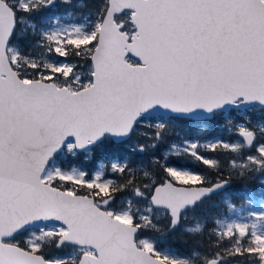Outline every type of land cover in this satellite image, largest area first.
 I'll list each match as a JSON object with an SVG mask.
<instances>
[{
	"label": "snow or ice",
	"instance_id": "snow-or-ice-1",
	"mask_svg": "<svg viewBox=\"0 0 264 264\" xmlns=\"http://www.w3.org/2000/svg\"><path fill=\"white\" fill-rule=\"evenodd\" d=\"M250 113L264 0H0V264H264Z\"/></svg>",
	"mask_w": 264,
	"mask_h": 264
},
{
	"label": "trees",
	"instance_id": "trees-1",
	"mask_svg": "<svg viewBox=\"0 0 264 264\" xmlns=\"http://www.w3.org/2000/svg\"><path fill=\"white\" fill-rule=\"evenodd\" d=\"M256 113H250L249 114V118L254 116ZM233 121L235 123H242L244 122L243 120H238L235 116L232 117ZM227 124V119L225 117H221L220 119V123L217 125H212V126H206L207 128V134H208V138H212V137H216V138H222L225 139V131L227 130V128L225 127ZM145 128V127H144ZM147 128V127H146ZM137 138V137H134ZM100 163L99 161H96L95 163L93 162H86V163H81V161H77L78 166L84 167L86 170L92 171L94 170L95 167H97V164ZM236 184H239L240 182H235ZM257 190L258 186H257ZM234 199L237 202V206L239 205V198L238 197H234ZM207 210V207L205 206L202 209H198L196 212V216L201 215L203 212H205ZM186 238L184 236H179V235H171L168 237V243L175 248L178 252H182V253H187L190 251V247L184 243V240Z\"/></svg>",
	"mask_w": 264,
	"mask_h": 264
},
{
	"label": "rangeland",
	"instance_id": "rangeland-1",
	"mask_svg": "<svg viewBox=\"0 0 264 264\" xmlns=\"http://www.w3.org/2000/svg\"><path fill=\"white\" fill-rule=\"evenodd\" d=\"M250 119H251V125L250 126L264 125V118H261L260 115H259V113H256L254 116L250 117ZM140 131L147 132L150 135L153 130L152 129H148V128L145 127V128H142ZM186 135H188V134L185 131H183L180 128H176V129L172 130V132L169 134L168 140L170 142H172V141H179L181 138L185 137ZM191 135L192 136L199 135V136H204V137H207L208 138L207 129L203 133H201L199 129H195V130H193V132L191 133ZM224 137H225L226 140H231V141H236V140L240 139L239 137H237L235 135L234 132H229L228 130L225 131V136ZM136 140H140V142H144V140H143L142 137L133 138V142H135ZM82 162L83 161H81V163ZM76 163H77V161H76ZM83 163H86V162H83ZM105 163H106V161H105ZM98 165H99V163L97 164V167H98ZM160 223L161 224H164L165 222L164 221H160ZM188 223L189 224L193 223V217L191 215L189 217ZM175 235L184 236L183 235V232L180 231V230H178L174 234V236ZM49 251H50L51 254H57V251L58 250H56L55 248H52Z\"/></svg>",
	"mask_w": 264,
	"mask_h": 264
}]
</instances>
